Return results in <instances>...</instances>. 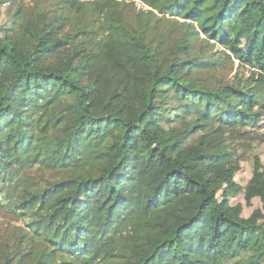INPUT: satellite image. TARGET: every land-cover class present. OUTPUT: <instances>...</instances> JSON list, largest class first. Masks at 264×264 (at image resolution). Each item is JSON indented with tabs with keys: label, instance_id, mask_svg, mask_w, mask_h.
Instances as JSON below:
<instances>
[{
	"label": "trees",
	"instance_id": "obj_1",
	"mask_svg": "<svg viewBox=\"0 0 264 264\" xmlns=\"http://www.w3.org/2000/svg\"><path fill=\"white\" fill-rule=\"evenodd\" d=\"M136 1L0 0V264H264V0Z\"/></svg>",
	"mask_w": 264,
	"mask_h": 264
},
{
	"label": "rangeland",
	"instance_id": "obj_2",
	"mask_svg": "<svg viewBox=\"0 0 264 264\" xmlns=\"http://www.w3.org/2000/svg\"><path fill=\"white\" fill-rule=\"evenodd\" d=\"M138 5L141 4L139 0L136 1ZM7 5H3L0 9V23L7 19V16L9 17L10 13H7L6 11ZM216 47L219 48L220 45L218 43H215ZM238 63L234 61V63H225L223 67L219 68L215 73L218 80H230L235 72L240 73H248V70L243 67H239L237 65ZM263 123V127L259 129V132H262L264 130V119L261 121ZM254 149L244 153V160L242 161V171L236 176V179L240 182V184H244L246 181L249 172H250V165H251V159L254 154H257L260 156L263 164H264V141L263 142H256L254 143ZM234 202H238L243 207V213L245 215H248L255 207L259 206V201L257 198H255L250 205H247L245 201L243 200L242 196H237L236 199L233 200ZM12 223V220L8 219L7 217H4L2 213H0V234L6 231V229L10 226L9 224Z\"/></svg>",
	"mask_w": 264,
	"mask_h": 264
}]
</instances>
